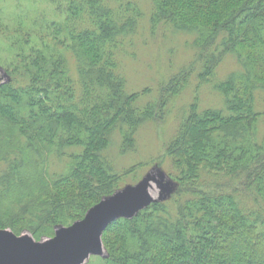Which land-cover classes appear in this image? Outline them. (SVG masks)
I'll use <instances>...</instances> for the list:
<instances>
[{
    "label": "trees",
    "instance_id": "obj_1",
    "mask_svg": "<svg viewBox=\"0 0 264 264\" xmlns=\"http://www.w3.org/2000/svg\"><path fill=\"white\" fill-rule=\"evenodd\" d=\"M65 1L70 46L50 62H23L0 84V221L24 224L39 241L84 220L118 191L113 137L126 154L193 75L191 104L164 147L174 191L107 225L104 264H264V0H151V31L187 35L193 55L140 108L150 91L127 92L120 57L130 56L143 11L134 0ZM227 56L241 69L217 80ZM203 86L219 106L199 109ZM55 161L63 166L50 172Z\"/></svg>",
    "mask_w": 264,
    "mask_h": 264
},
{
    "label": "rangeland",
    "instance_id": "obj_2",
    "mask_svg": "<svg viewBox=\"0 0 264 264\" xmlns=\"http://www.w3.org/2000/svg\"><path fill=\"white\" fill-rule=\"evenodd\" d=\"M121 1L125 4L126 1L133 0ZM134 1L143 11L144 17L137 22L135 34L127 37H131L132 42L131 46L130 43H126L125 48L130 56L124 52L120 57V66L121 72L126 77L128 93L140 92L144 89L150 91L148 95L137 101L136 106L140 108L157 99L169 79L177 75L191 61L193 52L186 47V43L191 39L187 35L172 37L167 33V29L151 31L148 23L151 0ZM67 10L65 0H0V84L6 82L9 72L13 68L22 66L23 62L34 58L50 62L58 59L70 46L71 42L63 28ZM82 47H76V54L87 52V49ZM67 58H71L69 53ZM74 61L75 59H70V67ZM239 69L241 68L237 62L231 56H227L219 68L217 80L223 79L228 72ZM192 77L193 75L187 88L178 96L168 99L164 105L162 104L161 111L155 114L154 119L139 128L135 147L127 150L126 154L122 153L117 135L113 137L108 161L113 172L122 177L117 186L115 185L118 191L87 212L85 220L80 221L81 223L76 222L69 228L58 227L54 239L43 238L39 241L25 231L24 224H13L11 221L2 222V220L0 238L11 245L21 242L24 248H32L34 245H60L75 237L77 232L92 222L100 229L105 220L115 217L129 219L137 211L142 210L146 205L145 202L149 200L168 199L175 186L167 176L169 162L164 156V147L175 136L183 110L188 109L191 104L197 86L195 78ZM199 91V109L219 106V98L205 86L200 87ZM256 98L258 106L262 105L260 93H256ZM259 129V134H264V120ZM123 150L126 148L124 147ZM62 166V163L51 162L50 172H58ZM132 166L138 167L133 171L130 169ZM126 170L129 171L125 172ZM227 180L222 178L218 181L225 183ZM223 186L225 187L217 188L216 191H227L233 184L229 181ZM13 228L19 230L21 234L17 236L18 239L13 238ZM260 254L264 255V253ZM106 255L105 245L99 238L97 247L89 249L71 264H104Z\"/></svg>",
    "mask_w": 264,
    "mask_h": 264
},
{
    "label": "water",
    "instance_id": "obj_3",
    "mask_svg": "<svg viewBox=\"0 0 264 264\" xmlns=\"http://www.w3.org/2000/svg\"><path fill=\"white\" fill-rule=\"evenodd\" d=\"M114 219L116 217L105 220L100 229L92 222L77 232L75 237L60 245H34L32 248H24L21 242L11 245L5 239L0 238V264H71L89 249L97 247V241L103 230ZM13 238L18 239L15 236Z\"/></svg>",
    "mask_w": 264,
    "mask_h": 264
}]
</instances>
